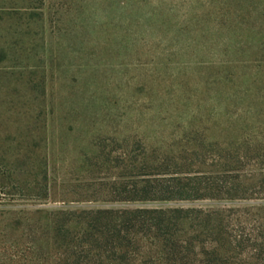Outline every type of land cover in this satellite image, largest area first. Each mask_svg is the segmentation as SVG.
I'll return each instance as SVG.
<instances>
[{
    "label": "trees",
    "instance_id": "trees-1",
    "mask_svg": "<svg viewBox=\"0 0 264 264\" xmlns=\"http://www.w3.org/2000/svg\"><path fill=\"white\" fill-rule=\"evenodd\" d=\"M209 1L213 19L194 29V51L209 41L223 61L196 62L192 80L171 58L132 65L155 78L152 89L134 85L149 109L130 110L132 141L113 143L116 158L95 143L88 159L121 173L107 193L58 201L44 105L58 66L49 72L43 55L45 0H0V264H264V0ZM205 24L228 45L211 43ZM97 202L125 206H82Z\"/></svg>",
    "mask_w": 264,
    "mask_h": 264
},
{
    "label": "rangeland",
    "instance_id": "rangeland-1",
    "mask_svg": "<svg viewBox=\"0 0 264 264\" xmlns=\"http://www.w3.org/2000/svg\"><path fill=\"white\" fill-rule=\"evenodd\" d=\"M80 1L45 0L44 20L48 32L43 55L49 72L51 67L55 70L58 66L57 73L47 74L44 103L47 110H53L48 121V176L52 194L59 193L58 201L86 197L92 193L102 195L109 190L108 183L117 180L121 173L113 163L107 162L118 154L112 152L115 149L113 143L129 144L132 141L131 120L128 119L132 116L131 109H149L146 104L148 95L145 93L144 98L139 99L140 93L134 85L145 84L151 88V80L155 82V78H144V72L137 71L132 65L160 63L171 58L174 59L172 70L175 73L182 71L188 80H192L202 72L196 62L212 64L223 61L215 46L209 48V41L206 47L194 51L198 40L194 29L207 19H213L205 14L211 3L209 0H148L146 6L131 1L125 5L124 0ZM67 6L71 13L66 10ZM72 8L82 9L83 13L76 15ZM150 18L152 22H149ZM54 21H59L58 25L53 24ZM133 24L136 28L132 27ZM183 26L188 29L181 33L178 28ZM205 28H208L205 33L210 35L211 43L216 41L219 47L228 45L225 38L212 36L217 32L209 29V24H205ZM117 40L124 44L122 51L111 47L110 43ZM159 72H162L161 77L165 75L163 70ZM102 95L106 97L100 98ZM134 95H137L138 102L132 104ZM90 96L94 97L92 101ZM110 98L117 105L109 104ZM195 99L196 96L194 102ZM213 105V109H224ZM193 106L189 103L187 109H195ZM171 107L180 109L175 105ZM146 125H141V128H147ZM87 129L91 132L86 136ZM142 130L140 136L144 135ZM153 130L157 132L158 128ZM95 143L107 145L110 153L107 160L103 157L96 160L98 169L88 161L99 150L93 147ZM85 205L125 206L102 202L82 206ZM169 205L174 204H166Z\"/></svg>",
    "mask_w": 264,
    "mask_h": 264
}]
</instances>
